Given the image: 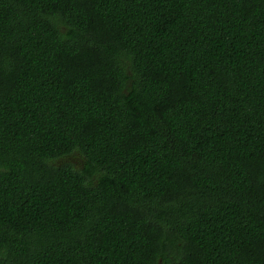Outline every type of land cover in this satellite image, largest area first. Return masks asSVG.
<instances>
[{
  "label": "trees",
  "instance_id": "obj_1",
  "mask_svg": "<svg viewBox=\"0 0 264 264\" xmlns=\"http://www.w3.org/2000/svg\"><path fill=\"white\" fill-rule=\"evenodd\" d=\"M0 264H264V0H0Z\"/></svg>",
  "mask_w": 264,
  "mask_h": 264
}]
</instances>
